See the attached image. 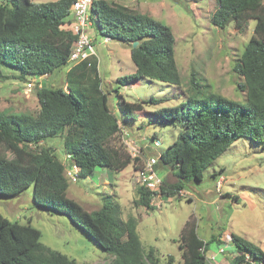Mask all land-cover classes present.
Masks as SVG:
<instances>
[{"label":"trees","instance_id":"16d2710c","mask_svg":"<svg viewBox=\"0 0 264 264\" xmlns=\"http://www.w3.org/2000/svg\"><path fill=\"white\" fill-rule=\"evenodd\" d=\"M75 0H0V82L10 78L27 80L44 76L69 64L76 41L70 23ZM212 13L214 25L226 28L234 22L241 31L255 19L250 37L234 71L244 77L239 83L246 91L247 103L209 91L207 99H195L202 84L195 71L189 80L192 95L177 105L162 106L147 112L144 103L159 104L162 98L123 101L124 117L110 108L108 94L102 86L96 56L70 67L66 86L40 85L35 94L37 113L0 110V197H15L33 186L37 206L67 214L112 259L107 264H159L154 247L144 248L138 220L124 219L117 200H105L89 211L67 194V165L80 167L79 178L94 173L96 167L121 172L130 164L139 169L142 159L133 157L128 148L113 143L126 120H143L151 116L162 122H177L182 130L177 138L158 153L156 169L168 167L177 180L158 189L138 186L136 205L154 208L157 194L175 196L191 181H202L204 170L237 138L245 137L264 147V0H217ZM97 37L116 39L130 48L136 70L117 78L120 85L151 79L181 84L175 58L176 37L172 28L149 13L115 0H93L90 7ZM139 41L136 47L133 43ZM3 65L15 71L6 73ZM29 81L28 83H30ZM32 83V82H31ZM128 131V137L129 135ZM63 137L67 161L60 160L48 138ZM130 138V137H129ZM153 134L152 139H156ZM150 144L141 150L148 155ZM8 153L13 156L10 157ZM215 175V174H213ZM42 232L30 221L12 220L0 212V264H78L74 258L41 241ZM182 264H209L206 253L219 236L200 237L194 221H188L181 235ZM230 264H264V249L236 234Z\"/></svg>","mask_w":264,"mask_h":264},{"label":"rangeland","instance_id":"374dc122","mask_svg":"<svg viewBox=\"0 0 264 264\" xmlns=\"http://www.w3.org/2000/svg\"><path fill=\"white\" fill-rule=\"evenodd\" d=\"M149 1L141 0L145 4ZM151 2L160 7L154 17L168 24L176 37L175 58L181 84L143 78L137 83L120 85L117 78L133 73L136 68L130 49L119 40L105 41L101 36L95 40L96 56L111 111L122 118L124 100L136 102L151 97L162 98L163 102L144 103L145 110L150 113L162 106L177 105L192 95L189 85L192 71L197 73L199 82L210 84L209 89L201 88L193 98L207 99L209 91H212L242 104L247 103L246 91L239 87L244 77L236 73L233 66L254 34L256 20H249L242 31L234 22L221 28L211 21L217 0ZM70 65L64 66V71L58 69L47 76H28L27 80L10 78L0 82V110L37 113L36 87H65V72ZM3 71L10 73L15 69L3 65ZM29 81L32 85L28 84ZM125 126L129 128V139L134 140L138 148L150 144L152 152L148 155H158L165 150L182 130L177 122H162L151 116H145L143 120L130 118ZM153 134L160 139V146L153 143ZM124 139L121 130L113 143L128 148ZM44 145L54 147L52 150L56 156L67 161L63 137L48 138ZM137 171L132 164L116 174L105 167H96L89 177H80L76 182L69 180L67 194L89 211L100 208L105 200H117L124 219L131 215L137 218L144 248L154 247L159 264L183 263L181 235L190 220L195 222L200 237L209 239L216 235L222 240L219 244L212 242L208 250L209 254L216 255L213 264H230L235 249L232 233L264 249V147L261 144L249 138H237L204 170L201 182L187 183L185 189L175 196L157 194L152 200V209L134 202L141 184ZM158 172L167 182L177 180L168 167L160 168ZM0 212L12 220L30 221L41 230L43 243L74 258L78 264H107L112 259V255L73 223L67 214L37 206L33 201V186L15 197H0ZM222 247L224 251L221 252Z\"/></svg>","mask_w":264,"mask_h":264},{"label":"built area","instance_id":"2783aa9c","mask_svg":"<svg viewBox=\"0 0 264 264\" xmlns=\"http://www.w3.org/2000/svg\"><path fill=\"white\" fill-rule=\"evenodd\" d=\"M93 0H75L72 11V22L70 26L77 38L72 47L69 55V63L75 65L82 61L89 60L91 57L96 56L95 39L91 35L93 29V22L90 16V7ZM92 28V29H91ZM109 38L105 37V41ZM97 57V56H96ZM32 85V83H28ZM122 135L128 145V150L133 157L139 156L142 159V163L138 169L139 181L142 185L148 188L158 190L164 183L163 177L156 169V163L158 162V155H147L141 148H138L135 141L129 139L128 130L123 128ZM156 146L161 145L159 138L154 139ZM80 167L77 164L67 165L65 167V174L70 181L76 182L79 180ZM220 251H224V248H220ZM207 262L213 264L216 260L215 254L206 253Z\"/></svg>","mask_w":264,"mask_h":264},{"label":"crops","instance_id":"0c3cea01","mask_svg":"<svg viewBox=\"0 0 264 264\" xmlns=\"http://www.w3.org/2000/svg\"><path fill=\"white\" fill-rule=\"evenodd\" d=\"M115 1H118L120 3H123V4H126V5H129L131 7H134V8H137L139 9L140 11L142 12H146V13H149L150 15L154 16L156 13L155 12H158L160 10V7L157 6L155 3L149 1V3L147 2V4L141 2V0H115ZM156 16V15H155ZM92 29V28H91ZM91 35L93 37V35L95 36L96 33L94 31V29L91 30ZM98 38V37H97ZM125 45V44H124ZM126 46V45H125ZM130 49V48H129ZM131 53V51H130ZM71 67V65H70ZM70 67L67 68L65 74L67 73V71L70 69ZM62 71H64L63 69H61ZM136 70V68H135ZM134 70V71H135ZM44 76H47V75H44ZM149 149H151V147H149ZM108 169V168H107ZM109 170V169H108ZM111 173H117L118 171H111L109 170ZM122 172V171H121ZM163 177V176H162Z\"/></svg>","mask_w":264,"mask_h":264},{"label":"water","instance_id":"95a60500","mask_svg":"<svg viewBox=\"0 0 264 264\" xmlns=\"http://www.w3.org/2000/svg\"><path fill=\"white\" fill-rule=\"evenodd\" d=\"M138 44H139V41H135V42L133 43V47H136Z\"/></svg>","mask_w":264,"mask_h":264},{"label":"clouds","instance_id":"9594fccd","mask_svg":"<svg viewBox=\"0 0 264 264\" xmlns=\"http://www.w3.org/2000/svg\"><path fill=\"white\" fill-rule=\"evenodd\" d=\"M110 39V38H109ZM71 66H73V65H71ZM31 83V82H30Z\"/></svg>","mask_w":264,"mask_h":264}]
</instances>
